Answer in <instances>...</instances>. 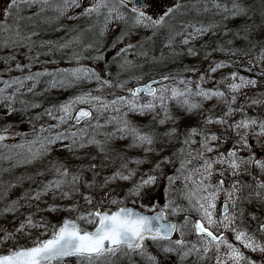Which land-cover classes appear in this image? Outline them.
<instances>
[{
  "label": "rangeland",
  "instance_id": "374dc122",
  "mask_svg": "<svg viewBox=\"0 0 264 264\" xmlns=\"http://www.w3.org/2000/svg\"><path fill=\"white\" fill-rule=\"evenodd\" d=\"M178 2L177 0H145L144 11L153 19H157L168 8H176ZM9 3L11 0H0V25L6 23L10 29V31H4L3 28H0V89H4V92L0 94L2 97L0 98V120L3 119L2 123L5 125L0 129V135L5 137L0 140V217L2 218L0 220V254H5L15 247L31 246L36 239L43 240L50 237L53 218H58L57 216L54 217L55 213H58L60 217L62 216L57 223H54L55 226H59L63 218H75L87 210H94L97 206L117 209L120 206L137 205L142 209L149 206L156 209L159 206L163 208L166 203L170 205L167 210L168 219L176 221L177 225H183L185 218H187L188 225L182 231L185 233L183 238L187 242V246L191 247L192 243H198L199 240L193 225L196 221L201 220V216L189 204L187 194L194 185L191 181H186L185 177L190 174L192 169L199 168L200 173H192L193 179L198 182L203 173V160L227 157L229 151H235L237 161L241 162L240 167L236 170L237 174H232V169L228 167L227 162L223 164L214 163L212 166L213 175L205 183L215 185L223 180V187L226 190H231V185L234 183L238 185L240 190L237 193L239 198L236 207L233 208L230 203L228 205L229 214L237 217L233 227L246 231L258 244L264 245V232L260 231V225L264 224L261 219V206L264 204V197L257 196L258 191L264 190L256 187L257 183H264V172L256 167L254 162L251 164L242 162L250 158L253 161H264V134H260L259 128V123L264 122V103H252L253 100L264 101V74H262L264 73V59H258L264 52V44L259 53L252 52L249 55L234 57L227 55L226 59L225 55L218 53L207 57L200 54L196 59H193L190 68L187 69L188 72H185V76L179 79L167 76V79L154 86L155 89L166 86L169 89L184 90L186 82L191 81L189 87L193 93H195L196 85L199 83L204 90L224 92L229 99L233 95L236 97L235 103L231 105L234 110L231 116L225 115L227 105L222 99L203 100L193 95L190 99L200 104V107L190 111L186 110L182 102H178L176 99L166 101L171 118L165 120L161 127L165 131L175 133L169 137L170 141L174 140L173 142L177 143L178 164L177 161H174L173 164H167L166 160L158 157L157 154H150L142 160L133 157L122 160L123 155L111 154V151L106 148L101 149L103 140L109 138L112 144L115 143L114 139L120 135L117 129L122 126L123 119H127L130 124L136 123L142 117L145 119L146 115L154 116L159 120L164 119V112L160 109L158 101L155 111L130 112L127 115L122 113L127 109L125 105H121L120 112H116L112 107L97 111L99 105L95 102L77 103L73 105L71 117L67 118L64 123L60 122V117L64 113L59 109L61 105L82 95L100 97L106 102H111L119 97L130 99V90L133 86L144 83L148 79L132 78L130 84L125 83L119 78L121 76L112 74L110 67L117 63H123L122 65L138 63L140 57L137 56L136 51H138L143 38H148L152 32L150 28L142 26L136 27L135 30L130 28L128 32L120 34L123 36L119 39H110L101 60H87L76 55L77 44L75 40L68 38L70 36L66 40L59 41L58 39L57 44H54L56 47L51 41L47 47L44 46L40 50L37 33L26 31L28 27H25L24 24L34 14L39 13L41 7L39 5L21 6L19 13L13 11L5 21L4 12ZM78 3L79 7L70 6L63 16H59L56 20L58 29L65 23L75 21L79 17H90L83 15V12L85 8L91 5L92 0H78ZM91 17L97 16L92 14ZM114 21L108 24L110 28ZM68 27L76 33L74 27ZM128 27L130 26L128 25ZM17 29L21 35L20 39L15 35ZM69 29L67 33L70 31ZM24 36H29L30 39H22ZM217 64L224 66L215 72L210 71ZM75 68H87L94 71L100 80L97 81L95 77L75 79L80 85L86 81L85 88L82 89L80 86V89L73 90L71 96L65 98V101L56 109L46 112L40 109L33 118H26L22 123H18L16 119L10 116L13 109L8 104L7 99L4 98H10L23 87L38 90L43 86L44 81L52 84L56 75L61 77L62 74L63 77V73H65L64 77L70 78L69 73ZM36 73L41 75L35 76ZM233 73H236L237 76L235 81L231 79ZM29 76H33L35 79H25ZM156 77L158 76L154 78ZM201 77H204L202 81ZM239 77L256 80L257 83L255 86H246L238 92L232 93L228 86L233 82L239 83ZM18 81H23V84L17 83ZM105 81L108 83H104ZM181 81L185 83H181ZM168 95H171L170 91ZM150 99L151 97L141 95L138 96L137 103H147ZM182 99L180 98L181 101ZM80 107L89 108L91 118L81 121L78 125H73L71 123L73 115ZM178 115H181V121L184 122L180 127H178ZM110 117L122 119H113L109 122ZM209 117L213 120L223 118L226 122L224 124H208L205 121ZM245 118L254 119L257 124L248 129L230 127ZM97 124L100 127H96ZM174 124H176L175 130ZM38 125H42L40 131L36 129ZM192 128L204 132L205 135L215 134L218 137L217 141L209 143V146L213 148L212 152L200 149L202 139L200 135L193 137L195 143L190 145L183 143L188 131ZM65 130H68L66 132L68 136L70 133H77L81 138L79 144L83 143L86 150L92 147L94 151L92 154L87 152L85 156L80 157L85 163L79 167H70L67 164L49 159V166L47 167L49 174L44 176L43 170L39 169V166L34 167L33 163L41 162L54 152H58V156L64 154L66 146H54L47 144V141L54 136L56 137L58 132H65ZM241 136H244L247 141L246 147L240 139ZM90 141H95V143H90ZM19 145L24 147H19ZM181 149H184V155H181ZM198 150L203 151L204 155L201 159H194L193 157L196 156ZM189 152L192 156H188ZM187 160L191 162L185 163L184 169L178 171L181 168V163ZM57 169H60L61 172L66 170L69 173L67 177L69 181L72 175L79 177L75 188L65 184L57 189L55 185H52L45 191V186L49 185L50 182L62 178L57 174ZM221 172L223 175H220ZM121 176H129V179H121ZM149 176H154L155 182L145 185L140 194L135 195L133 189ZM169 177L173 178L171 183ZM105 180L108 182L105 183ZM186 184L188 185L187 188L185 187ZM87 185H91V187ZM65 192L68 193L67 196L63 195ZM38 193L39 197L35 198ZM84 196L92 198L91 205L84 200ZM101 197H104V201L102 205H99ZM113 199L123 201L124 204L113 205L111 203ZM225 200V194L221 193L215 202L214 219H220L221 206ZM72 208L78 210L69 211ZM173 208L177 209L175 214L171 211ZM251 218H257L255 227L257 234L253 231L255 224H251ZM38 219L39 221H37ZM29 220L31 224H29ZM202 222L207 226L205 221ZM81 227L92 230L94 226L81 222ZM212 231L217 236L225 235L229 243L238 247L252 264H264V252L258 248L256 251L244 248L240 242L235 240L232 231H225L222 227L213 228ZM45 232L47 235L44 234ZM180 238V230H178L172 240ZM144 243L146 253L155 257V264H216L217 253L214 249L203 260L195 254L181 259L178 252L165 253L163 251V248L169 245V241L153 242L149 239ZM172 246L175 247V245ZM227 251V248H221L222 260L226 259L225 253ZM249 257L252 259L249 260ZM109 260L110 264H153L147 259V255L141 256L139 253L125 254V252H120L109 256ZM66 264H78L77 258H66ZM228 264H232V262L228 261Z\"/></svg>",
  "mask_w": 264,
  "mask_h": 264
},
{
  "label": "snow or ice",
  "instance_id": "6c2138e0",
  "mask_svg": "<svg viewBox=\"0 0 264 264\" xmlns=\"http://www.w3.org/2000/svg\"><path fill=\"white\" fill-rule=\"evenodd\" d=\"M39 5L41 10L50 9L57 13V18L63 16L70 6L79 7L78 0H11L5 9L4 18L5 21L10 17V15L15 11L19 13L21 6H32ZM131 5V6H130ZM130 6V7H129ZM146 5L143 3H133V0H92L89 7L84 9L83 15L91 16L95 14L98 18H103L102 33L107 29L109 23L113 20L122 21L128 24L130 27H144L158 29L163 27L166 23L165 18L170 14L174 13L181 5L177 4L176 8H168L167 11L162 13L157 19H153L145 13L144 7ZM214 7L220 8L219 3L214 4ZM207 11V8H205ZM224 11H229L227 8ZM243 10L239 8L238 5L234 4L231 10L232 15L236 16L240 14ZM227 18V17H226ZM194 33L204 34L209 31V28L204 26L196 27L191 25ZM215 27V25L210 26ZM4 31H10L7 24L0 25ZM34 34V33H33ZM15 35L18 39L21 38L20 32L17 29ZM22 39H30L29 36H24ZM184 43H188L187 40ZM131 47V45H129ZM122 51H125L122 49ZM99 58V57H98ZM258 59H264V52ZM222 64H217L212 67L210 71L215 72L218 68L223 67ZM19 67V65H17ZM264 74V73H262ZM41 75L36 73L35 76ZM51 75V74H48ZM69 75L76 79H91L95 77L97 81L100 77L94 72L87 68H75L72 69ZM25 79H35L33 76L26 77ZM167 79V77H165ZM204 77H201V81ZM231 79L235 81L237 79L236 73H233ZM239 83H231L228 87L232 93L238 92L241 88L246 86H255L257 81L252 79H245L244 77H239ZM55 82V81H54ZM17 83L23 84V81H18ZM104 83H108L105 81ZM153 83H157L153 81ZM181 83H185L181 81ZM191 81L186 82V87L184 90H179L176 88L169 89L168 87H163L160 89H154L151 84L144 85L143 87L130 90V99L125 97H119L111 102H106L100 97H92L90 95H82L76 97L60 106V111L64 113L60 117V122L64 123L67 118L71 117L73 112V105L77 103H92L95 102L99 105L97 111L107 110L112 107L116 112H120V106L125 105L129 112H139L143 113L145 111H155L157 108V101L159 102L160 109L164 112V119L160 120V124H164L165 120L170 119L168 112V106L166 101L169 99H176L178 102H182L189 111L192 109H197L200 104L193 102L190 98L195 95L202 98L203 100H209L212 98L222 99L227 109L225 111L226 116H231L233 114V108L231 105L235 103L236 97L233 95L231 99L225 96L224 92L218 90H204L197 83L196 91L193 93L191 87ZM7 86V82H6ZM171 92L169 96L168 93ZM4 92V89H0V94ZM143 93L151 99L147 103H137L138 94ZM2 98V97H0ZM180 98H183L182 101ZM7 99L8 103L11 104L12 98ZM253 104L264 103V101L253 100ZM127 115V113H125ZM91 113L89 111L80 110L75 116V122L79 123L81 120L90 119ZM113 119H122L118 117H110L109 122ZM208 124L217 123L224 124L226 121L221 119L213 120L209 117L206 121ZM257 121L254 119H242L235 125H231L235 129H248L252 125H256ZM96 127H100L99 124ZM259 128L261 130L260 134H264V122L259 123ZM117 131L130 135L133 138L134 146L136 142L140 145H151L153 143V136L149 133H142L138 128L130 125L127 119H123L122 126L118 127ZM174 132H169L167 135L172 136ZM75 142L77 138V133L73 132L69 134ZM200 135L202 137L200 141V149L206 150L207 152H212L213 148L209 146L211 141H217L218 137L215 134L205 135L204 132L192 128L188 131L183 143L185 145H190L195 143L193 137ZM5 137L0 135V140ZM66 138L64 134H59L56 137L50 138L47 144H52L55 140ZM241 141L244 142V146H247V141L244 136L240 137ZM90 143H95V141H90ZM46 147L47 145H42ZM83 146V145H81ZM19 147H24L19 145ZM31 151V149H29ZM181 155H184V149H181ZM204 155L203 151L198 150L194 159H201ZM236 152L229 151L227 157H219L216 160H203L202 168L203 173L201 174V179L197 182L193 179L192 173H200V169H192L190 174L185 177L186 181H191L194 187L188 192L187 199L192 208L200 214L201 220L194 223L193 227L195 233L198 236V243H192L191 247L187 246V242L184 240L185 233L182 231L184 227L188 225V220L185 218L183 225H177L175 223L166 222L167 221V210L169 209V204L166 203L163 208L156 211L154 207H145L144 212L135 210L131 207L120 206L115 211L103 210L101 206H97L94 210H87L84 213L77 215L74 219H64L59 226L51 227V235L48 239H36L32 242L31 246H19L8 250L5 254H0V264H66V258L76 257L78 264H110L109 256L116 255L120 252L128 253H139L141 256L147 255V259L155 264V257L149 255L145 251V241L152 240L153 242L158 241H169V245L163 248L165 253L178 252L181 259L195 254L199 259L203 260L207 258V254L213 249L217 253L216 264H228L231 261L232 264H252L243 255L238 247H234L233 244L229 243L225 235H215L212 231L213 228L222 227L225 231H232L234 233V238L236 241L240 242L244 248L256 251L257 248L264 252V245L258 244L256 240L249 236L246 231L233 227L237 217L235 215L229 214V203L233 208L236 207L239 192V187L237 184L231 185V190H226L223 187L224 181L221 180L219 183L213 185L211 183H205L209 181L213 175L212 166L214 163L223 164L227 162L228 167L232 169V174H237L236 170L240 167V163L236 159ZM188 156H192L189 152ZM190 160L183 161L181 163V171L185 167V163H190ZM245 164L255 163L262 172H264V161H253L251 158L247 161H242ZM57 174L61 176V179L54 180L50 182L49 185L45 186V191L48 188L55 185L57 189L61 188L63 185L68 184L75 188L79 177L72 175L71 180L67 179L69 173L65 170L63 172L57 169ZM220 175H223L221 172ZM121 179H129V176H121ZM156 178L154 176H149L146 180H143L140 184L136 185L133 189L135 195H139L141 189L145 185H150L155 182ZM173 178L169 177L170 183ZM108 181L105 180V183ZM91 187V185H87ZM187 188L188 185L186 184ZM250 187V186H249ZM257 189L264 190V183H257ZM224 193L226 196L225 204L221 212V217L219 220L214 219V209L216 208V200L218 196ZM67 196L68 193H63ZM257 196L264 197V191H258ZM39 197V193L37 197ZM84 200L91 205L92 198L90 196H84ZM104 197H101L99 205H102ZM194 201V203H193ZM113 205L120 204L123 205V201H117L113 199L111 201ZM78 209L72 208L69 211H77ZM172 213L175 214L177 209L173 208ZM147 213H153L151 215ZM241 215L243 213L241 212ZM205 221L207 226H205ZM81 222L86 225H93L92 230H87V228L81 227ZM29 224L31 221L29 220ZM23 227V226H22ZM180 230L181 238L177 240H172V233ZM260 231L264 232V224L260 226ZM47 235V232L44 233ZM172 245H175L173 247ZM222 247L228 249L225 253L226 259H221L220 250Z\"/></svg>",
  "mask_w": 264,
  "mask_h": 264
},
{
  "label": "trees",
  "instance_id": "16d2710c",
  "mask_svg": "<svg viewBox=\"0 0 264 264\" xmlns=\"http://www.w3.org/2000/svg\"><path fill=\"white\" fill-rule=\"evenodd\" d=\"M177 1H179L178 4L181 7L165 18V25L158 29L150 28L152 32L148 35V38H143L138 51H136L140 61L132 65L117 63L115 66L110 67L112 74L121 76L119 78L129 84L132 78L147 80L153 76H171V78L179 79L186 75L185 72H188L187 69L190 68L191 62L200 54L207 57L218 53L225 55L226 59L227 55L229 57L244 56L261 51L260 49L264 44V0H261V2L260 0ZM216 3H219L221 7H214ZM234 4L243 10L236 16H233L231 12ZM205 8H207V11H205ZM225 8L229 11H224ZM58 18L57 13L50 9L41 10L25 22V27H28L26 31L37 33L40 50L44 46L47 47L51 41L53 46L56 47L54 44H57L58 39L59 41L66 40L70 36L68 38H72L77 44L76 55L87 60H101L110 39H119L123 36L120 34L128 32L130 28L134 30L136 28L128 27V24L115 20L112 23L113 26L111 28L107 26V29L102 33L103 18L90 16L79 17L75 21L65 23L58 29L56 24ZM191 25L204 26L209 28V31L204 34L194 33ZM213 25L215 27H210ZM68 26L74 27L76 33L71 31ZM68 29L70 30L69 33H67ZM185 40L188 43H184ZM64 76L65 73H63V77L62 74L61 77L56 75L52 84L44 81L45 85L43 84L38 90L23 87L20 91H17L15 95L10 97L12 98L11 104L8 103L13 109L10 116L16 119L18 123H22L26 118H33L34 114L40 109L43 112L56 109L65 101V98L71 96L72 92L80 89V86L84 89L87 84L86 81H83L80 85L78 81L70 76V78ZM186 110L188 109L186 108ZM122 113L129 114L130 112L125 109ZM181 120V115H178V127L184 123ZM159 121L154 116L146 115L145 119L142 117L136 123L130 124L142 133L151 134L153 136L151 145H140L139 142H136V146H134L133 138L130 135L117 131L120 135L114 139L115 143L112 144L109 138H105L101 149L106 148L111 151V154L123 155L122 160L130 157L142 160L150 154H157L158 157L164 158L167 164H173L174 161H177L178 164L177 143H174V140L170 141L171 139L167 135L169 132L162 129L163 124H160ZM2 122L3 119L0 120V129L5 127ZM175 126L176 124L173 126L174 130L176 129ZM67 131L58 132L64 134L66 138L55 140L52 143L54 146H66L64 154L58 156L59 153L54 152L41 162L33 163L34 167L39 166V169L43 170L42 174L44 176L49 174L47 171L49 159L67 164L70 167H79L85 163L80 157L85 156L87 152L92 154V151H94L92 147L86 150L83 143L79 144V139H81L79 135L73 142V138L67 135ZM179 142L180 140L178 145ZM53 175L55 174L53 173ZM261 211V219L264 223V204L261 206ZM56 216L58 218H53L51 226H55L54 223L62 218L58 213L54 214V217Z\"/></svg>",
  "mask_w": 264,
  "mask_h": 264
},
{
  "label": "water",
  "instance_id": "95a60500",
  "mask_svg": "<svg viewBox=\"0 0 264 264\" xmlns=\"http://www.w3.org/2000/svg\"><path fill=\"white\" fill-rule=\"evenodd\" d=\"M133 3H137V4H139V3H143V4H145V0H133ZM131 6V5H130ZM129 6V7H130ZM164 80V77H158V78H153V79H150V80H148L147 82H145V83H143V84H139V85H137V86H135V87H133L131 90H134V89H136V88H140V87H143L144 85H149V84H151V86L155 89V84H157V83H159V82H162ZM153 81H156L157 83H153ZM141 94H143V93H140V94H138V96L139 95H141ZM143 95H145V94H143ZM80 110H85V111H89L90 113H91V111H90V109H88L87 107H80V108H78L76 111H75V114H74V116H73V118H72V124H78V123H76L75 122V116H76V114L80 111ZM81 121H83V120H81ZM80 121V122H81ZM79 122V123H80ZM41 127H42V125H38L37 126V130H41ZM224 204H225V202L222 204V209H223V207H224ZM126 207H131V208H134L135 210H138V211H141V212H144V210H142V209H140V207L139 206H134V205H130V206H126ZM103 208V210H106V211H115L116 209H113V208H110V207H102ZM161 209V208H160ZM159 208H157L156 209V211H159L160 210ZM147 214H149V215H151V214H153V213H147ZM64 219H74V217H65ZM63 219V220H64ZM63 220H62V222H63ZM61 222V223H62ZM166 222H170V223H176L174 220H171L170 221V219H167V221ZM175 233V232H174ZM174 233H172V237H173V235H174ZM171 237V238H172ZM49 238V237H48ZM48 238H46V239H48ZM69 258V257H68Z\"/></svg>",
  "mask_w": 264,
  "mask_h": 264
},
{
  "label": "bare ground",
  "instance_id": "6f19581e",
  "mask_svg": "<svg viewBox=\"0 0 264 264\" xmlns=\"http://www.w3.org/2000/svg\"><path fill=\"white\" fill-rule=\"evenodd\" d=\"M24 25H25V24H24ZM158 77H160V76H158ZM158 77H156V78H158ZM153 78H154V77H153ZM153 78H150V79H153ZM150 79H148V80H150ZM148 80H147V81H148ZM164 80H165V78H164ZM164 80H163V81H164ZM147 81H145V82H147ZM163 81H162V82H163ZM145 82H144V83H145ZM159 83H160V82H159ZM141 84H143V83H141ZM138 85H139V84H138ZM135 86H137V85H135ZM135 86H133V87H135ZM74 114H75V113H74ZM73 116H74V115H73ZM71 123H72V122H71ZM80 123H81V122H80ZM80 123H78V124H80ZM78 124H73V125H78ZM36 129H37V127H36ZM41 129H42V127H41ZM38 131H40V130H38ZM157 208H159V209H160V206H159V207H157ZM250 259H252V258H251V257H249V260H250Z\"/></svg>",
  "mask_w": 264,
  "mask_h": 264
}]
</instances>
